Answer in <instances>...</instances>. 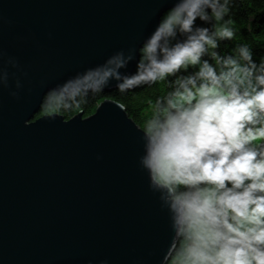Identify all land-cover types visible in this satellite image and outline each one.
<instances>
[{"label":"water","instance_id":"1","mask_svg":"<svg viewBox=\"0 0 264 264\" xmlns=\"http://www.w3.org/2000/svg\"><path fill=\"white\" fill-rule=\"evenodd\" d=\"M173 2L0 0V51L27 72L19 99L0 86V264H158L167 215L126 109L38 116L49 87L138 47Z\"/></svg>","mask_w":264,"mask_h":264},{"label":"clouds","instance_id":"2","mask_svg":"<svg viewBox=\"0 0 264 264\" xmlns=\"http://www.w3.org/2000/svg\"><path fill=\"white\" fill-rule=\"evenodd\" d=\"M234 5L174 0L138 47L69 76L41 99L55 118L112 81L121 94L163 86L136 126L139 167L167 215L158 264H264V55L237 39ZM21 74L17 58L0 51V86L16 99Z\"/></svg>","mask_w":264,"mask_h":264},{"label":"trees","instance_id":"3","mask_svg":"<svg viewBox=\"0 0 264 264\" xmlns=\"http://www.w3.org/2000/svg\"><path fill=\"white\" fill-rule=\"evenodd\" d=\"M234 19L239 28L238 40L246 41L254 47L258 55H264V0H235ZM160 89H136L127 94H121L118 90L110 93H100L91 97L87 105L76 108L70 113H59L66 120H70L79 113L84 116H92L97 106L104 100H113L121 104L128 116L138 125L142 124L143 119L150 113L151 100L155 97ZM49 115L41 109L38 117ZM37 117V118H38Z\"/></svg>","mask_w":264,"mask_h":264}]
</instances>
